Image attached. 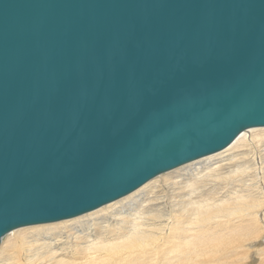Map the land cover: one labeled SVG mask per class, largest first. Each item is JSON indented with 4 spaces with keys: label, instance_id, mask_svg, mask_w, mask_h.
<instances>
[{
    "label": "water",
    "instance_id": "obj_1",
    "mask_svg": "<svg viewBox=\"0 0 264 264\" xmlns=\"http://www.w3.org/2000/svg\"><path fill=\"white\" fill-rule=\"evenodd\" d=\"M264 126V0H0V242Z\"/></svg>",
    "mask_w": 264,
    "mask_h": 264
},
{
    "label": "bare ground",
    "instance_id": "obj_2",
    "mask_svg": "<svg viewBox=\"0 0 264 264\" xmlns=\"http://www.w3.org/2000/svg\"><path fill=\"white\" fill-rule=\"evenodd\" d=\"M0 264H264V126L94 210L10 231Z\"/></svg>",
    "mask_w": 264,
    "mask_h": 264
},
{
    "label": "rangeland",
    "instance_id": "obj_3",
    "mask_svg": "<svg viewBox=\"0 0 264 264\" xmlns=\"http://www.w3.org/2000/svg\"><path fill=\"white\" fill-rule=\"evenodd\" d=\"M196 164H198V163H201V162H195ZM193 165H195V164H189V165H187V166H184L183 168H179V169H176V170H173L172 172H170V175H176L178 172H180V171H185L187 168H189V167H191V166H193ZM163 174V173H162ZM150 181V180H149ZM137 190V189H136ZM134 192V191H133ZM132 193V192H131ZM140 197V196H139ZM139 199V198H138ZM141 200H138V202L137 203H139ZM137 204L135 203V204H132L130 207L131 208H133V207H135ZM129 210V209H128ZM127 210V211H128ZM76 217V216H75ZM51 223V222H50ZM31 226H34V225H31ZM24 227H26V226H24ZM88 229V228H87Z\"/></svg>",
    "mask_w": 264,
    "mask_h": 264
}]
</instances>
